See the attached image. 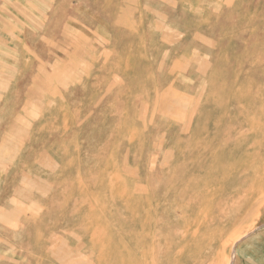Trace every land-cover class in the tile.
Instances as JSON below:
<instances>
[{"label": "rangeland", "instance_id": "374dc122", "mask_svg": "<svg viewBox=\"0 0 264 264\" xmlns=\"http://www.w3.org/2000/svg\"><path fill=\"white\" fill-rule=\"evenodd\" d=\"M145 245L264 264V0H0V264Z\"/></svg>", "mask_w": 264, "mask_h": 264}, {"label": "bare ground", "instance_id": "6f19581e", "mask_svg": "<svg viewBox=\"0 0 264 264\" xmlns=\"http://www.w3.org/2000/svg\"><path fill=\"white\" fill-rule=\"evenodd\" d=\"M233 130H234V129H233ZM233 130H232V131H233ZM252 131H254V130H252ZM252 131H251V132H252ZM258 132H259V131H258ZM236 133H237V132H236ZM239 133H240V131L238 132V134H239ZM252 133H253V132H252ZM238 137H239V136H238ZM226 140H227V139H226ZM233 140H234V139H233ZM236 140H237V139H236ZM242 140H243V138H242ZM242 140H241V141H242ZM227 141H228V140H227ZM229 141H230V140H229ZM229 141H228V142H229ZM243 141H244V140H243ZM225 142H226V141H225ZM244 142H246V140H245ZM229 143H230V142H229ZM234 144H235V143H234ZM240 145H245V144H244V143L242 144V142H241ZM238 147H239V146H238ZM238 147L235 146L236 149H237ZM243 147H244V146H243ZM225 148H226V147H225ZM227 148H228V146H227ZM145 198H146V197H145ZM141 207H143V206L141 205ZM152 207H153V206H152ZM154 207H155V205H154ZM145 208H146V207H145ZM158 209H159V208H158ZM155 210H156V209H155ZM155 210H153V213H154ZM141 212H143V211H141ZM155 212H156V211H155ZM157 212H158V211H157ZM158 214H159V213H158ZM154 215H155V214H154ZM157 216H158V215H157ZM154 218H155V217H154ZM152 223H154V222H152ZM152 223L149 221V222H147V225L150 226V228H151V227H152V228H156V227H157V225H156L157 222L154 223V225H152ZM157 224H158V223H157ZM158 226H159V225H158ZM141 230H142V229H141ZM152 230H153V229H152ZM152 230H151V231H152ZM147 231H148V228H147ZM147 231H146V232H147ZM153 231H154V230H153ZM158 231H159V230H158ZM158 231H157V232H158ZM150 233H151V232H150ZM141 234H142V233H141ZM147 234H148V233H147ZM142 235H143V234H142ZM148 236H149V235H148ZM152 237H153V235H152ZM157 237H158V236H157ZM155 238H156V236H155L154 238H152V239L154 240V244H155ZM158 238H159V237H158ZM153 240H152V241H153ZM158 240L160 241V239H158ZM150 241H151V239H150ZM150 241H149V243H150ZM156 241H157V240H156ZM152 243H153V242H152ZM152 245H153V244H152ZM192 245H193V244H192ZM138 247H139V246H138ZM152 247H153V246H152ZM154 247H155V249H157V248H156V244L154 245ZM158 247H159V245H158ZM147 248H148V246L145 245V247L143 248V251H142V253H141V256H140V254H139V256H140V261H139V262H140L141 264H147V262H148V260H149V258H148V250H147ZM148 249H150V247H149ZM153 249H154V248H153ZM158 249H159V248H158ZM168 249H169V247H168ZM168 249H167V251H168ZM172 249H173V248H172ZM141 250H142V249H141ZM187 250H188V248H187ZM187 250H186V251H187ZM149 252H151V251L149 250ZM184 252H185V251H184ZM151 254H152V255H156V253L153 252V250H152V253H151ZM150 256H151V255H150ZM133 258H134V257H133ZM150 260H151V257H150ZM157 264H158V263H157Z\"/></svg>", "mask_w": 264, "mask_h": 264}, {"label": "crops", "instance_id": "0c3cea01", "mask_svg": "<svg viewBox=\"0 0 264 264\" xmlns=\"http://www.w3.org/2000/svg\"><path fill=\"white\" fill-rule=\"evenodd\" d=\"M241 259L248 260V258H247L246 256L241 257ZM248 262H249V264H254L253 261H249V260H248Z\"/></svg>", "mask_w": 264, "mask_h": 264}]
</instances>
